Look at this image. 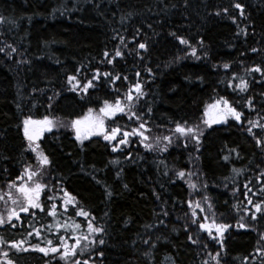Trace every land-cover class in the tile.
Masks as SVG:
<instances>
[{
	"label": "trees",
	"instance_id": "1",
	"mask_svg": "<svg viewBox=\"0 0 264 264\" xmlns=\"http://www.w3.org/2000/svg\"><path fill=\"white\" fill-rule=\"evenodd\" d=\"M235 3L244 6L243 15ZM0 17L5 18L0 22V47H5L0 52V203L15 192L10 183H31L25 174L28 167L38 171L33 180L47 185L40 196L45 212L30 209L37 213L35 217L20 213L21 220L12 221L16 227L8 222L0 226L4 241L0 264H5L4 252L14 264H64L58 254L45 256L30 247H44L46 239L59 245L58 235L74 243L70 228L47 230L54 223L47 215V206L53 203L62 225L72 221L81 225L77 234L87 233V222L93 217L95 226L105 229L101 234L105 243L95 246L103 251L102 257L78 254L81 260L91 257L89 264H166L165 257L172 264H216L217 253L220 264H264V215L257 213L252 220L255 209L244 196L247 184L253 204L264 201L260 191L264 145L256 144V139L264 140V129L254 127L255 138L246 130L249 120L264 124V80L260 73L246 72L256 65L264 68V0H0ZM139 42L146 43V51L136 48ZM8 44L17 51L11 52ZM117 47L124 55L109 64L103 53L114 55ZM97 68L119 74L120 79L111 83L101 76L87 93L72 89L69 76L75 75L83 84ZM240 77L249 81L246 92L235 89ZM137 80L145 92L136 108L148 121L146 134L172 136L167 151H149L138 137L115 152L102 135L77 141L71 122L87 116L89 108L97 116L105 100L123 98ZM220 97L242 113L240 122L229 116L210 127L202 123L208 105ZM248 97L254 108L247 106ZM45 116L60 126L36 141L50 161L41 166L37 154L27 149L23 120ZM176 122L199 125L200 144L178 140ZM136 123L118 114L105 119V128L119 125L130 130ZM180 170L185 177L176 175ZM61 189L76 198L78 208L69 205L64 211ZM190 201L200 202L205 209L203 213L195 209L199 221L207 215L209 223L214 218L230 225L222 237L223 247L217 242L219 236L211 239L198 223H192ZM245 206L251 210L248 215ZM79 209L90 216L75 215ZM241 216L249 227H238ZM33 227L41 229L39 238L28 235ZM188 235L200 243L193 244ZM21 240L28 251L11 247Z\"/></svg>",
	"mask_w": 264,
	"mask_h": 264
},
{
	"label": "snow or ice",
	"instance_id": "2",
	"mask_svg": "<svg viewBox=\"0 0 264 264\" xmlns=\"http://www.w3.org/2000/svg\"><path fill=\"white\" fill-rule=\"evenodd\" d=\"M234 7L238 10H240V14H244V6L240 3H235ZM224 12H227L228 9H223ZM219 14V13H217ZM234 19V18H233ZM5 18L0 17V22H4ZM139 31V30H137ZM121 44L124 47H127L125 44V38L123 36L119 37ZM134 39V38H133ZM177 39L180 41L181 44H188V41L185 40L183 37H177ZM7 48L11 50V52H16L17 49L13 47L11 44L6 45ZM136 48L141 50H147L146 43L139 42L136 45ZM135 51V49H133ZM252 52H256V48L251 49ZM0 52H5V47H0ZM196 49L192 48V54L195 55ZM124 53L120 50L119 47L115 49L114 55H110V53L105 50L103 53V56L105 59H107V62L109 64L113 63V60L116 57H122ZM136 55L139 56L140 52L136 51ZM225 69L229 68V65L225 63L223 65ZM80 70L77 69V72ZM147 71L150 73L151 69H147ZM246 72L248 74H251L253 72L260 73L261 79L264 80V68H262L260 65H256L252 68L246 69ZM101 76L105 78L106 81L115 83L116 80L120 79L119 74H113L111 72H101L100 69H94L93 75L91 79H87L85 83L82 84L80 80L77 79L75 75L68 77V83L72 86L73 90H79L87 93L88 89L93 87V81L100 80ZM136 76L139 77L140 73L137 72ZM124 80H127L128 77H123ZM233 79H236V75L233 74ZM75 81V83H73ZM229 87H232V82L229 81L228 84ZM249 87V81L243 77L239 78V82L235 84V89H238L240 92H246ZM135 93V94H134ZM261 95H264V93H261ZM145 96V92L143 89V84L140 80H137L134 84L131 85V87L128 89V91L124 94L123 98H121L119 95L114 99L113 102H110L108 100L104 101V105L99 109V114L95 117L91 115L92 109L89 108L88 115L83 118L75 119L71 122L70 127L75 133V137L77 141L83 142L84 139H87L88 137L92 135H102L104 140L108 141L109 144L112 146V151L115 152L121 148V146H127L129 143L133 142L131 140L132 137H138L139 142L143 145V147L149 151L156 150L159 148L160 151L166 152L168 149V146L172 144V136L170 135H164L162 137H155L150 138L146 133L150 131L148 128V121L144 119V113L137 111L136 103H138L143 97ZM49 100H51V97H49ZM223 105V109L218 111V114L216 116H211L208 109L216 108L219 109L220 105ZM247 106L250 108H254V104L251 97H248L246 100ZM148 114L152 112L151 107L147 108ZM118 114H122L124 116H127L130 121H135L136 126L131 127L130 130H126L125 128H122L121 126H113L110 129L106 130L105 128V119L106 118H114ZM204 115L206 117H209L208 119H205L202 121L205 125H208L209 127L212 124H218L221 122H226L227 118L231 116L235 121L240 122L242 113L238 111L235 107L231 106L229 104V101L224 99L223 97H220L218 100L215 101L214 104L208 105V108H206ZM250 127H248L246 130L253 134L252 129L254 127H260L261 129H264V124H259L258 121H248ZM60 125L52 118H49L48 116H45L42 120H34L31 117H27L23 120V133L24 137L27 140V149L30 150L33 153L37 154V159L39 161V164L41 166L48 165L50 163L49 158L47 155H45L42 151H39L40 145L36 143L37 140L41 138L44 132H52L54 128L59 127ZM172 131V130H170ZM174 134H178L177 139H182L184 141L192 140L195 141L196 145L198 146L200 144V136L203 135L202 131L199 128V125H191L189 126L186 122L185 124H181L179 122L175 123V129ZM254 138H255V134ZM151 140V142H150ZM163 141H167V144H163L161 147V144ZM115 142V143H113ZM256 144L258 146L264 145V140L262 139H256ZM187 144L185 143V147ZM230 151H235V149H231ZM131 156V153L128 154ZM224 159H228L227 156L224 157ZM240 170L233 169V172L239 173ZM25 174L27 175L28 181L31 182V184L25 182L22 184L17 185L16 183H10L8 187L10 189H16V192L19 194L16 197H13L12 193L9 192L7 195L9 199L11 200L13 205H16V207L9 210L7 214V222L12 224V227H16L14 223H12L13 218L15 220L19 221L21 220L20 213L29 214L32 216H36L37 213L35 211L31 210H39L40 212L46 211V206L41 203L40 196L41 192L47 187L46 184L40 182L39 180H33V177L38 175V171L32 170L30 167L25 169ZM166 174V173H165ZM179 177L183 178L185 177V172L183 170H180L176 173ZM191 175V173H189ZM261 175H264L262 173ZM18 179H23V177H19ZM189 186L192 188H195L196 185L189 182ZM127 187V185H125ZM247 191L244 193L245 199L247 200L248 205H252V207L255 209L254 212H251V219L256 220L257 219V213L264 215V201L258 202L253 204L252 199L248 196V192H251L252 189L248 187L247 184L244 186ZM61 191H63L61 189ZM261 192H264V187L260 189ZM111 193H109L110 195ZM255 195V193H253ZM63 204L64 211H68V206L72 205L73 207L78 208V205L75 203L76 198L72 195H70L67 191H63ZM0 199H3V197H0ZM49 200H52V196H48ZM203 200L205 202L208 201V197H203ZM194 205V207H193ZM189 209L191 210V217H192V223L197 224L200 230H204L207 232L208 236L211 239H216L217 236L221 238V240H218L217 242L221 244V247H223L222 243V237L224 235V232L230 227L227 223H217L216 220L213 218L211 220V223L208 222L209 217L205 215L203 217L202 221L198 220L197 212L195 209H199L200 212H205V209L201 206L200 202H192L190 201ZM238 207V206H237ZM212 204L208 203V210H211ZM245 215H248L251 211L247 206L243 209ZM57 205L55 203L51 204L50 206H47V215L53 217L54 223H50L47 225V230L49 232L52 231L53 228L57 229V231L60 228H64L65 231H67L69 228L72 230V239L74 240V243L69 244L65 237L63 235H58V239L60 241L59 245H54L52 239H46V246L41 247L40 244L30 245L32 250L38 251L43 253L45 256H48L50 253L58 254L59 258L64 261V264H89V259L81 260L78 258L79 255H83L85 252L94 253L100 257L103 256V251H97L96 245H103L105 243V240L103 239V236L101 235L104 233L105 229L103 227L95 226L93 217L92 219H89L87 222V233H79L77 234V230L81 228V225L75 221H72L71 223L65 222L63 225L60 223V221L57 219ZM75 215L85 217L86 219L90 216V213L85 211L84 209H79L75 212ZM164 215L167 216L168 213L164 212ZM244 217L241 216L240 221H238V227L239 228H246L249 227L248 224L244 223ZM6 222L5 217L3 215H0V226L4 225ZM160 223H163L161 220ZM30 227H32L30 225ZM43 227V226H42ZM213 229H215V235L213 234ZM187 231V229H186ZM35 234L37 238L41 236V229L33 227V231L29 232L28 235L31 236ZM261 239H264V234H261ZM188 240L191 241L193 244L200 243V239L196 238L194 239L192 235H188ZM0 243H4L3 240H0ZM26 243V241H13L11 243V247L15 248L17 251H28L29 249L26 247H23V245ZM145 244L148 243L147 240L144 241ZM152 248L155 247V242L151 245ZM204 247H207V244L204 245ZM62 249V251H61ZM145 255H149V253H145ZM3 256L5 257V264H14L13 260L8 258V252H4ZM219 253L216 254V256L213 257V259L216 260V264H220L218 259Z\"/></svg>",
	"mask_w": 264,
	"mask_h": 264
},
{
	"label": "rangeland",
	"instance_id": "3",
	"mask_svg": "<svg viewBox=\"0 0 264 264\" xmlns=\"http://www.w3.org/2000/svg\"><path fill=\"white\" fill-rule=\"evenodd\" d=\"M220 109H221V107H219V109L211 108L208 111H209V113H210L211 116H216L218 114V111ZM91 115H93V113ZM208 118L209 117H206V119H208ZM22 183H25V181L23 180V181L20 182V184H22ZM29 184H31V183H29ZM12 195H13V197H16V196L19 195L16 192V189H15V192ZM14 207H16V205H13L10 199H8V200L7 199L6 200L4 199V200H2V203H0V215H3L5 217V220H6L5 223H7V214L9 212V210L12 209V208H14ZM164 262L166 264H172L171 260L168 257H165L164 258Z\"/></svg>",
	"mask_w": 264,
	"mask_h": 264
}]
</instances>
